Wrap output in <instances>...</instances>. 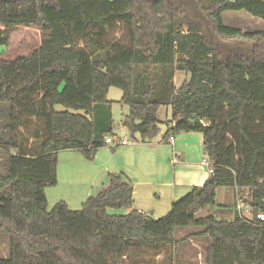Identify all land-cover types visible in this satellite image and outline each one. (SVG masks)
Segmentation results:
<instances>
[{"label":"trees","instance_id":"1","mask_svg":"<svg viewBox=\"0 0 264 264\" xmlns=\"http://www.w3.org/2000/svg\"><path fill=\"white\" fill-rule=\"evenodd\" d=\"M227 12L264 21V0H0V231L9 238L0 264H174L193 237L206 241L205 264H264V32L226 26ZM17 27L40 30L42 44L4 60ZM177 72L189 75L179 88ZM111 88L123 93L132 138L155 139L166 105L165 139L203 135L213 174L162 218L132 210L122 174L79 210L49 209L59 153L93 160L113 135ZM220 189H247L252 218H197L225 210ZM179 229L200 231L179 241Z\"/></svg>","mask_w":264,"mask_h":264},{"label":"crops","instance_id":"2","mask_svg":"<svg viewBox=\"0 0 264 264\" xmlns=\"http://www.w3.org/2000/svg\"><path fill=\"white\" fill-rule=\"evenodd\" d=\"M177 74L180 75V85L189 79L188 74L177 72L175 84ZM173 126L172 123L170 128ZM165 136L160 133L155 139L146 141L139 135L124 137L126 144L106 145L97 151L93 160H87L80 152H60L58 183L46 190L49 209L58 202H65L71 210H79L108 183L110 174H122L133 188L132 210L152 219L162 218L174 202L185 197L194 187H202L210 178L202 134L182 133L174 137V142ZM116 138L119 137L113 139ZM232 191L238 199L237 191ZM238 201L242 202L240 198ZM3 255L2 258L6 259L7 251Z\"/></svg>","mask_w":264,"mask_h":264},{"label":"rangeland","instance_id":"3","mask_svg":"<svg viewBox=\"0 0 264 264\" xmlns=\"http://www.w3.org/2000/svg\"><path fill=\"white\" fill-rule=\"evenodd\" d=\"M224 24L231 28L239 29L243 32L258 33L264 32V21L249 15L246 12H227L223 14ZM1 30H4L0 26ZM7 35L10 39V44L6 48L1 49L2 59L4 60H14L18 57H29L38 50L42 44V33L36 28H25L17 27L8 31ZM136 73H143L145 68H136ZM157 71L156 77L159 78L161 73ZM179 74H177L176 84L181 86L179 83ZM108 100H112L111 103V113H112V126L113 135L108 137L114 138L119 137L124 139V137L129 138V132L123 126L124 118L129 114V108L120 102L122 98V91L118 88H111L109 90ZM57 110H64L61 106H57ZM173 113L172 108L168 105L162 106L161 112L159 114V124L160 133L165 135L168 133L170 126L172 124ZM207 124V123H206ZM159 136V135H158ZM240 200L245 206L249 208L243 210L242 214L240 210L237 209V202L239 198L235 196L231 189H220L217 191L216 203L218 205L225 206V210L222 208L207 207L201 210L197 214V218H204L207 216H214L218 219H224L227 221L234 220L237 215H241L244 218H252V210L250 206L246 203L250 201L247 189H240L237 192ZM200 230L197 229H179L176 233V238L181 241L182 239L188 237L191 234L197 233ZM8 236L0 231V258L4 257V253L7 251L6 257L9 255V245ZM206 241L203 238L193 237L187 241H181L176 248L175 261L174 264H205V251H206Z\"/></svg>","mask_w":264,"mask_h":264},{"label":"built area","instance_id":"4","mask_svg":"<svg viewBox=\"0 0 264 264\" xmlns=\"http://www.w3.org/2000/svg\"><path fill=\"white\" fill-rule=\"evenodd\" d=\"M169 141L174 142V137H170ZM126 143H127V141L120 139V138H116V139L108 138V139H106V144L114 146V147H117L119 145H123ZM211 174H213L212 170H210V175ZM248 208H249L248 206H245L243 203L239 202L238 209L240 210V213H242L243 210H247ZM257 218L264 222V215L263 214L258 215Z\"/></svg>","mask_w":264,"mask_h":264},{"label":"water","instance_id":"5","mask_svg":"<svg viewBox=\"0 0 264 264\" xmlns=\"http://www.w3.org/2000/svg\"><path fill=\"white\" fill-rule=\"evenodd\" d=\"M192 123H193V125H196V124H198V123H199V119L197 118V116H196V115H194V116H193Z\"/></svg>","mask_w":264,"mask_h":264}]
</instances>
